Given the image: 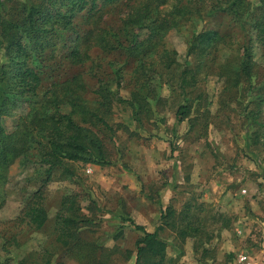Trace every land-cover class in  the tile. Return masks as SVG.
Listing matches in <instances>:
<instances>
[{
	"label": "rangeland",
	"instance_id": "obj_1",
	"mask_svg": "<svg viewBox=\"0 0 264 264\" xmlns=\"http://www.w3.org/2000/svg\"><path fill=\"white\" fill-rule=\"evenodd\" d=\"M28 1L37 0H0L1 30L23 18ZM141 1L89 0V10L74 17L64 38L56 33L41 37L38 50L26 45L28 51L35 49L31 59L41 71L42 89L52 90L55 83L80 76L82 101L99 112L112 129L79 122L103 139L109 162H71L75 170L71 177L57 172L42 190L40 201L46 217L38 226L22 221L20 214L26 200L41 186L42 171L34 161L22 164L15 160L1 190L5 202L0 206V264H134L136 241L143 233L132 221L148 231L164 225L161 235L168 243L167 257L172 264H242L241 255H247L250 264H264V137L262 142L254 141L256 128L264 133V114L261 125L248 120L245 109L251 106L248 100L243 102V91L229 86L219 73L227 59L239 64L243 32L231 13L212 10L211 2L198 4L204 7L203 18H185L177 28L167 30L165 46L177 51L181 65L192 62L187 49L194 33L210 28L225 37L221 49L205 57L211 61L204 65L198 90L192 94L202 92L199 104L180 122L176 111L184 101L173 89L176 82L166 78L159 64L154 68L139 65L140 56L135 54L143 51L142 46L131 50L135 56H128L111 34L118 33L120 41H127L128 11ZM165 7L160 6L162 14ZM149 31L141 27L140 39ZM76 45L88 52L86 62L75 64L68 56ZM252 49L258 79H262L264 52L257 41ZM3 62L7 63L5 50L0 53ZM120 66L122 81L118 85L115 71ZM76 85L71 86L75 91ZM102 85L115 96L109 107L97 102ZM249 94L256 93L246 90V97ZM61 106L63 112L72 109L66 98ZM20 107L3 117L9 132L17 128L25 112ZM75 194L82 217L73 229L83 241L78 247L75 238L69 245L59 238L64 198ZM168 207L182 214L176 228L190 226L188 234L165 224L162 214ZM78 251L92 254L91 262L80 258Z\"/></svg>",
	"mask_w": 264,
	"mask_h": 264
},
{
	"label": "trees",
	"instance_id": "obj_2",
	"mask_svg": "<svg viewBox=\"0 0 264 264\" xmlns=\"http://www.w3.org/2000/svg\"><path fill=\"white\" fill-rule=\"evenodd\" d=\"M105 1L114 3L117 0ZM169 1L142 0L133 5L125 20L124 34L127 41H120L118 33L111 34L116 37L128 56H140L141 67L144 68L146 65L147 68H154L155 64H159L160 68L165 70L166 78L176 82L172 84L173 89L184 101L176 111L178 120L182 122L203 96L202 92L195 97H192V94L198 90L199 74L203 73L204 65L211 61L205 57L211 56L214 50H220V46L225 43V37L220 30L210 28L194 33L189 39L187 49V56L192 62L189 61L185 65L177 61V51L167 48L163 39L168 29L180 25L185 18L187 20L194 17L203 18L206 15L203 5L209 2L214 11H228L233 15L234 24L243 32V43L238 50L239 64L235 65L227 59L219 73L225 77L229 86L243 91L240 92L244 96L243 102L248 100L247 104L251 106L248 111L244 108L247 119L261 125L260 118L264 114V77L258 79L252 45L257 41L264 52V0H174L168 6ZM92 2L95 3L96 0ZM88 3L89 0L28 1L24 6L23 18L11 21L5 29H0V53L5 50L7 57V63H0V206L5 202V193L1 190L7 182L9 166L17 159L22 164L34 161L42 171V183L26 200L19 217L22 221L27 220L38 226L44 223L46 217L40 201L44 196L42 190L55 178L57 172L71 177L75 174L71 162L96 164L109 162L103 139L92 132L88 125L79 122L84 124L91 122L112 129L99 112L89 108L82 101L81 90L84 84L81 83L80 76L76 75L72 79L55 83L52 90L42 89L41 71L36 69L31 59L33 51L41 48V37L56 33L64 38L65 32L71 30L74 25V17L89 10ZM199 3L203 5H198ZM161 5L166 6L165 14H162ZM64 6L67 8L62 11ZM141 27L150 29L142 39L138 35ZM99 36L100 40L104 39V35ZM27 41L29 43H26ZM27 44H32L35 49L30 48L28 51ZM141 46L143 51L131 54L132 49ZM68 56L75 64L84 63L89 59L88 52H82L78 45L70 48ZM148 61L149 64H146ZM121 70L120 66L115 71L118 85L122 81ZM74 83L77 84L76 91L71 88ZM59 86L62 87L61 90L55 88ZM246 90H252L256 94H249L246 97ZM97 94L100 107H109L115 98L112 97L111 89L105 85L97 90ZM65 98L72 107L69 112L62 111L61 105ZM19 107L25 112L21 114L17 128L9 132L4 128L3 117ZM261 136L264 137V133L256 128L254 141L258 143L261 139L262 142ZM75 198L76 194L64 198L59 213L61 225L59 238L66 245L75 238V246L78 247L83 241H80L79 237L76 238L73 229L79 226L82 217ZM162 217L167 219L165 224L174 229H177V222L183 218L182 214L176 213L172 207H168ZM132 223L143 233L136 241L137 257L134 264H172V260H168L167 257L168 243L161 235L164 225H159L154 231H148L143 225L133 221ZM189 229L190 226L188 229L186 226H180L177 230L185 235ZM77 254L91 262L92 254H88L87 251H78ZM45 264L51 263L47 261Z\"/></svg>",
	"mask_w": 264,
	"mask_h": 264
},
{
	"label": "built area",
	"instance_id": "obj_3",
	"mask_svg": "<svg viewBox=\"0 0 264 264\" xmlns=\"http://www.w3.org/2000/svg\"><path fill=\"white\" fill-rule=\"evenodd\" d=\"M240 261H241L242 264H250L247 255H241L240 256Z\"/></svg>",
	"mask_w": 264,
	"mask_h": 264
}]
</instances>
